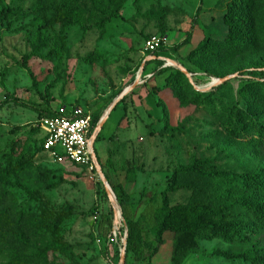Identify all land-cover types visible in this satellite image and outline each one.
I'll return each mask as SVG.
<instances>
[{"label": "rangeland", "instance_id": "1", "mask_svg": "<svg viewBox=\"0 0 264 264\" xmlns=\"http://www.w3.org/2000/svg\"><path fill=\"white\" fill-rule=\"evenodd\" d=\"M229 1L125 0L103 30L83 32L78 25L32 23L34 0H0V10L4 5L22 13L0 22V102L6 101L0 105V264H121V206H137L143 188L159 195L173 170L193 160L236 173L264 172V127H258L264 124V67H252L264 66V0H252L245 11L252 36L237 48L224 43ZM152 34L166 35L169 48L188 34L189 41L171 58L149 61L143 44ZM203 42L207 46L195 51ZM169 59L191 80L175 73ZM221 75L232 77L211 86ZM127 89L93 144L103 175L128 196L106 180L114 195L109 198L96 169L38 148V111L78 104L98 122ZM232 106L254 116L255 126L243 138L223 124L225 108ZM108 150L113 172L102 166ZM183 181L170 193V204L191 199L194 178ZM172 240L165 232L152 259L135 262L126 253L124 264H173ZM244 249L201 239L180 264H248L221 255Z\"/></svg>", "mask_w": 264, "mask_h": 264}, {"label": "trees", "instance_id": "2", "mask_svg": "<svg viewBox=\"0 0 264 264\" xmlns=\"http://www.w3.org/2000/svg\"><path fill=\"white\" fill-rule=\"evenodd\" d=\"M34 1L36 14L31 20L32 23L38 25L47 22L59 23L62 27L78 25L83 32L91 28L103 30L112 18L119 16V11L125 2V0ZM251 4L252 0H230L227 3L222 20L227 27L224 43L228 46L237 48L250 40L251 22L245 11L251 7ZM18 10L20 15L19 8L2 5L0 22L5 21ZM198 11L199 7L196 9V12ZM146 14L154 15L151 12ZM188 41L189 34L177 45L162 48L149 55L156 57L149 61H159L158 57L162 54H168L167 56L171 58L169 56L171 51L175 52ZM205 46L207 42H203L195 51ZM55 48L58 51L60 49L59 46ZM252 67L255 70L264 66L254 64ZM167 69L169 67L165 66L161 70ZM174 72L185 76L177 67ZM194 92L201 100L212 101L211 98L209 99V94L201 96L198 91ZM11 100L20 106L32 109L22 101L15 98ZM5 102H0V105ZM52 114L54 112L49 108L38 111L40 118ZM222 121L231 135L240 138L245 137V133L255 126L254 116L238 106L225 108ZM96 123L97 120L92 116V126L94 127ZM258 127L262 128L264 124L261 122ZM37 128L40 133L38 126ZM97 140L98 136L95 141ZM42 142L43 138L40 136L38 140L40 150H42ZM95 155L100 165L99 158L96 153ZM102 166L106 167L108 172H113L114 164L110 150L107 151ZM186 175L194 178L190 185L191 199L185 203L170 204V193L183 187ZM104 176L113 191L116 187H120V192L128 198L119 183L116 186L109 181L107 173H104ZM103 193L106 196L104 189ZM121 216L126 231L125 254L128 253L132 261L142 262L152 259L164 243V233L170 232L173 235L171 251L173 264H180L196 249L201 239H221L226 243L243 246L245 249L242 252L221 255L226 258H241L248 264H264V172L258 168L236 173L213 165L206 166L203 160H193L190 164L173 170L171 176L165 180L164 188L159 195L156 190L143 188L139 204L134 206L132 202H127L121 206ZM110 229L111 223L108 225L109 233Z\"/></svg>", "mask_w": 264, "mask_h": 264}, {"label": "built area", "instance_id": "3", "mask_svg": "<svg viewBox=\"0 0 264 264\" xmlns=\"http://www.w3.org/2000/svg\"><path fill=\"white\" fill-rule=\"evenodd\" d=\"M167 45L166 35L152 34L144 41L143 51L149 56L168 48ZM52 111L54 114L42 116L37 122L43 138L42 150L51 155H63L89 171L95 170L92 135L96 125L92 126L91 112L75 104L60 105Z\"/></svg>", "mask_w": 264, "mask_h": 264}, {"label": "water", "instance_id": "4", "mask_svg": "<svg viewBox=\"0 0 264 264\" xmlns=\"http://www.w3.org/2000/svg\"><path fill=\"white\" fill-rule=\"evenodd\" d=\"M152 57V59H155L156 57L155 56H151ZM161 57H158V59H160ZM147 59H149V56L147 57ZM170 63V65L172 64V65H174V66H176L179 70H181L182 72H183V74H185V76H187L190 80H191V78H190V73L185 69V68H183L180 64H178L177 62H175V61H173V60H168ZM143 64L144 63H142L141 64V70H142V68H143ZM140 70V71H141ZM232 76H229V75H227V76H224V77H222V78H219V79H215L214 80V82L211 84V86L212 85H217V84H220V83H223L224 81H226L227 79H229V78H231ZM137 78H138V76H137ZM136 83H138V80H135V82H134V84H136ZM191 83H192V81H191ZM132 87V86H131ZM130 87V88H131ZM127 91H128V89L127 90H125V91H123L112 103H111V105L108 107V109H107V111L105 112V114L102 116V118H101V120H99L98 122H97V124H96V126H95V130H94V133H93V135H92V144L94 143V141H95V138H96V135L98 134V131L100 130V128H101V125H102V122L106 119V117L109 115V113H110V111L112 110V108L115 106V104L119 101V99L120 98H122L123 96H124V94H126L127 93ZM92 156H93V160H94V162H95V165H96V170H97V172H98V174H99V176H100V179H101V181H102V184H103V188H104V190H105V192H106V195L109 197V198H113L114 197V195H113V192H112V190H111V188H110V186L108 185V183H107V181H106V178H105V176L103 175V173H102V171H101V169H100V165H99V163H98V161H97V158H96V155H95V153L93 152V154H92ZM125 238H126V231H125V234H124V237H123V248H122V250L120 251V255H119V258H120V263L121 264H124V260H125V244H126V240H125Z\"/></svg>", "mask_w": 264, "mask_h": 264}, {"label": "crops", "instance_id": "5", "mask_svg": "<svg viewBox=\"0 0 264 264\" xmlns=\"http://www.w3.org/2000/svg\"><path fill=\"white\" fill-rule=\"evenodd\" d=\"M151 59H152V57L150 56V57H149V60H151Z\"/></svg>", "mask_w": 264, "mask_h": 264}]
</instances>
